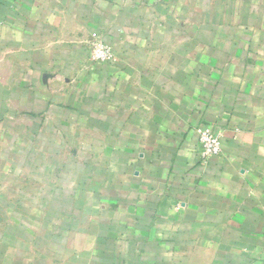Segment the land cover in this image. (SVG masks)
<instances>
[{"label":"crops","instance_id":"1","mask_svg":"<svg viewBox=\"0 0 264 264\" xmlns=\"http://www.w3.org/2000/svg\"><path fill=\"white\" fill-rule=\"evenodd\" d=\"M0 264H264V0H0Z\"/></svg>","mask_w":264,"mask_h":264},{"label":"built area","instance_id":"2","mask_svg":"<svg viewBox=\"0 0 264 264\" xmlns=\"http://www.w3.org/2000/svg\"><path fill=\"white\" fill-rule=\"evenodd\" d=\"M90 60L98 64L110 63L113 60L111 49L99 40L90 44ZM198 136V156L202 163L221 154V143L218 134H215L208 127H201L197 130Z\"/></svg>","mask_w":264,"mask_h":264},{"label":"rangeland","instance_id":"3","mask_svg":"<svg viewBox=\"0 0 264 264\" xmlns=\"http://www.w3.org/2000/svg\"><path fill=\"white\" fill-rule=\"evenodd\" d=\"M91 43H92V42H91ZM91 43H90V44H91ZM89 46H90V45H89ZM89 48H90V47H89Z\"/></svg>","mask_w":264,"mask_h":264}]
</instances>
